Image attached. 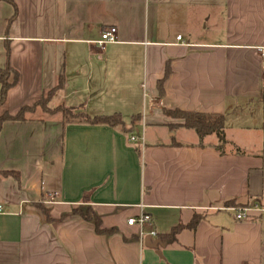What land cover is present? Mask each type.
<instances>
[{
	"label": "crops",
	"instance_id": "crops-1",
	"mask_svg": "<svg viewBox=\"0 0 264 264\" xmlns=\"http://www.w3.org/2000/svg\"><path fill=\"white\" fill-rule=\"evenodd\" d=\"M263 47L264 0H0V68L20 75L11 115L63 79L51 111L138 118L135 134L42 109L3 125L0 264H264ZM177 109L226 115L229 144L201 142L165 114ZM85 207L115 232L73 212ZM143 213L157 237L128 226Z\"/></svg>",
	"mask_w": 264,
	"mask_h": 264
},
{
	"label": "trees",
	"instance_id": "trees-1",
	"mask_svg": "<svg viewBox=\"0 0 264 264\" xmlns=\"http://www.w3.org/2000/svg\"><path fill=\"white\" fill-rule=\"evenodd\" d=\"M171 73L170 67H167L165 79L159 81L158 90L160 96H164V83L166 79L169 77ZM20 75L19 73L13 69L11 66H7L6 69L0 68V84H1V92H0V133L3 128V125L6 122L10 121H25L26 116L37 109H42L47 113L52 112H60L63 115L65 124L72 123H85L92 125H107L113 128H119L122 131L135 134L136 133V122L138 118H135L130 126H128L122 119L120 115L114 116H96L91 117L86 113L80 111L79 109L69 108L65 106H61L57 108L55 111H51L49 109V102L51 101L54 93L59 88L64 86V80L60 79L59 84L56 89L49 91L45 94V96L37 102L32 107H24L22 108L16 115H11L6 109V101L8 98L9 92L17 86L19 83ZM262 103L264 106V90L262 94ZM165 114L183 121L182 125H178L179 127H183L189 130H193L201 140V142L207 137L211 135H215L218 140L217 148L219 150H223L225 146L229 144L226 137V115L220 114H204L198 112H187L182 110H165ZM175 126V127H178ZM2 175L6 176L7 173H2ZM76 215L81 216L83 219L89 222H93L96 227V231L99 234H112L115 232V229H104L102 226V221L96 214V212L90 208H80L75 209L73 211ZM201 216H195L190 227L195 228L199 223ZM182 229V227L175 228L169 237L170 240H174L176 234Z\"/></svg>",
	"mask_w": 264,
	"mask_h": 264
},
{
	"label": "built area",
	"instance_id": "built-area-1",
	"mask_svg": "<svg viewBox=\"0 0 264 264\" xmlns=\"http://www.w3.org/2000/svg\"><path fill=\"white\" fill-rule=\"evenodd\" d=\"M178 40H182V37L179 36ZM117 42V29L116 28H108L104 30L101 34V39L97 42V45L100 49L104 50L105 47L110 43ZM261 53L264 55V47L260 49ZM133 141H136V138H132ZM5 211V207L0 204V213ZM248 209H234L233 212L236 214V218L238 220H244L248 216ZM128 226L139 228L140 237L143 238L146 235V231H148V235L151 237H157L158 233L155 229H153L154 222L151 215L143 213L139 215L137 218L132 217L128 220Z\"/></svg>",
	"mask_w": 264,
	"mask_h": 264
},
{
	"label": "rangeland",
	"instance_id": "rangeland-1",
	"mask_svg": "<svg viewBox=\"0 0 264 264\" xmlns=\"http://www.w3.org/2000/svg\"><path fill=\"white\" fill-rule=\"evenodd\" d=\"M246 110H247V111H250V112H254V110H258V108H257V106H255V105H251V106H250L249 108H247ZM261 115L263 116V118H262L260 115L258 116V118L260 117V120L263 119V121H264V108H263V110H262V114H261ZM238 117H240V116H238ZM256 117H257V116H256ZM236 119H239V118H237V117H235V118H231L232 123H233V121H235ZM246 120H247V119H246ZM239 121H244V119L236 121V124H238ZM250 123H251V118H248L246 124L248 125V124H250Z\"/></svg>",
	"mask_w": 264,
	"mask_h": 264
},
{
	"label": "water",
	"instance_id": "water-1",
	"mask_svg": "<svg viewBox=\"0 0 264 264\" xmlns=\"http://www.w3.org/2000/svg\"><path fill=\"white\" fill-rule=\"evenodd\" d=\"M146 243H147V245H148L149 247L157 248V247L161 244V241H156V242H154V243H151V239H150V237H148V238L146 239Z\"/></svg>",
	"mask_w": 264,
	"mask_h": 264
}]
</instances>
